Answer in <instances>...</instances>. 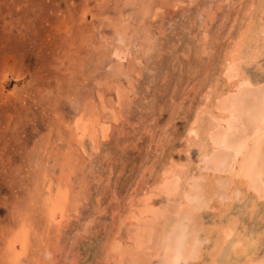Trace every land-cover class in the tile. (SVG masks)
Segmentation results:
<instances>
[{
  "label": "rangeland",
  "instance_id": "374dc122",
  "mask_svg": "<svg viewBox=\"0 0 264 264\" xmlns=\"http://www.w3.org/2000/svg\"><path fill=\"white\" fill-rule=\"evenodd\" d=\"M250 27L257 49L264 0H0V264H234L237 229L263 264L264 160L247 186L211 178L206 202L202 137L189 141L216 103L231 108L229 146L264 136V55L225 62ZM239 66L255 87L228 94ZM222 150L209 163L233 158Z\"/></svg>",
  "mask_w": 264,
  "mask_h": 264
},
{
  "label": "bare ground",
  "instance_id": "6f19581e",
  "mask_svg": "<svg viewBox=\"0 0 264 264\" xmlns=\"http://www.w3.org/2000/svg\"><path fill=\"white\" fill-rule=\"evenodd\" d=\"M261 27V26H260ZM259 27V28H260ZM255 28V27H254ZM254 28H248L247 30L248 31H246L245 33H241V36H240V39H239V41L237 42V44L235 45V47H233V49L231 50V51H229L228 53H227V58L225 59V62H226V64H227V62H234V64L236 65V63L235 62H238V60L239 59H242V58H244L245 60H244V62H240V63H244V64H246V65H251V64H256L258 61V59L261 57V56H263L264 55V45H262V44H264V41H263V43L260 45H258V47H257V49H255L254 47H255V45L254 44H250V43H252V42H254V41H256V39H255V37L253 36L254 34V31H253V29ZM258 28V29H259ZM246 29V28H245ZM255 29H257V28H255ZM264 29V28H263ZM260 30V29H259ZM259 32V31H258ZM262 32H263V30H262ZM255 33H257V32H255ZM245 38V39H244ZM258 40V39H257ZM248 42V43H247ZM256 44H258V42L256 41L255 42ZM243 48H245L244 49V51H243ZM241 55H243L241 58H240V56ZM240 61V60H239ZM259 63V62H258ZM225 67H226V65H224ZM227 66H230V65H227ZM224 68V67H223ZM227 68V67H226ZM235 69V68H234ZM233 69V70H234ZM237 69V68H236ZM225 70V69H224ZM237 70H240V73L238 74V80L237 81H234V82H232L231 84H229L230 82H228L227 83V92L226 93H237V92H239L240 91V89L241 88H243V87H245V88H250V89H253L255 86H253L252 84L253 83H251L250 81H249V79H247L245 76H243V72H241V67L239 66L238 67V69ZM231 72V71H230ZM235 72V71H234ZM238 72V71H237ZM232 73V72H231ZM245 75V74H244ZM236 78H233V80H235ZM230 81V80H229ZM223 92V91H222ZM249 93H250V91H248ZM252 92V91H251ZM223 93H225V92H223ZM226 93H225V95H226ZM257 93V92H256ZM219 94V93H218ZM227 94V95H228ZM251 94V93H250ZM224 94H219V96L218 97H220L221 96V98H222V96H223ZM224 95V96H225ZM253 95H254V93H253ZM264 95V94H263ZM223 96V97H224ZM257 95H255V97H256ZM217 97V98H218ZM253 97V96H252ZM258 97V96H257ZM256 97V98H257ZM260 97H262V95H261V93H260ZM259 97V98H260ZM248 98V97H247ZM250 98V97H249ZM264 98V97H263ZM262 98V99H263ZM220 99V98H219ZM218 99V100H219ZM258 99V98H257ZM257 99H256V101H257ZM217 100V99H216ZM243 100V99H242ZM244 101V100H243ZM246 102V101H245ZM254 102H255V100H254ZM261 102V101H260ZM216 103V102H215ZM262 103V102H261ZM244 104V103H243ZM247 104V103H246ZM257 105H259L258 104V101H257V103H256ZM262 106V105H261ZM208 107V106H207ZM215 107L218 109V113H212V116H215V117H217L216 119L217 120H213V122H211L210 121V123H207V125L205 126V125H202V122H204V120H202L201 119V114L202 113H199L198 112V114H197V118L193 121V126H191V128H190V142H192V141H194L195 139H196V137L198 136V134L202 137V139L200 140V143L201 144H198L197 143V145L198 146H196L197 147V149L199 150V151H197V168H196V172H197V174L196 175H198L200 178H203L204 179V181H207V182H204V183H200L199 184V190H198V192H199V194L201 193L202 195H203V197H201V195H200V197L202 198V199H204V200H206V199H209L208 198V193H210V191H211V185H210V183H211V181H209L211 178H216V179H219V178H221V176L223 175V173H225V174H227V176H230V175H233V174H235V178H237L238 179V185H245V186H247V184L250 182V181H252L253 179L251 178V175H252V173H253V170H255V168L256 167H254V165H255V163L257 162V161H259V160H264V136H262V137H260L259 138V140L258 141H256L257 143L255 144V143H253L254 141H253V139L252 140H250V139H248L247 141L245 140V139H243V138H241V139H243L242 141H239L238 143H235L236 144V146H235V148H233L232 146H229V143H228V139H227V137H228V134H229V132L231 131V129H232V125H231V121H230V119H229V117H230V112H231V108H229V107H225L224 105H222V106H220L219 107V104H217L216 103V105H215ZM244 107V106H243ZM253 107V106H252ZM258 107V106H257ZM263 107V106H262ZM233 109V108H232ZM252 109V108H251ZM255 109V108H254ZM259 109H261V108H259ZM258 108H257V112H258V110H259ZM254 111V110H253ZM260 114H261V112H260ZM262 115V114H261ZM261 115H259V118H260V120H262L261 119ZM253 116V115H252ZM252 116H251V119H252ZM263 117H264V115H263ZM232 118V117H231ZM253 118H256V116L254 115V117ZM258 118V119H259ZM241 119V118H240ZM239 119V120H240ZM256 120V122H252V124H253V128L255 129L252 133H253V138H257L258 137V130L259 129H257V127H258V124H259V122L258 121H260V120ZM242 120V119H241ZM208 120H206L205 122H207ZM238 122V121H237ZM240 122V121H239ZM244 122V121H243ZM245 123V122H244ZM255 123V124H254ZM263 124H264V121L262 122ZM234 124V123H233ZM238 124H240V123H238ZM237 125V124H236ZM241 125V124H240ZM255 125V126H254ZM219 126L221 127H223L222 129H223V133L221 132H217V130L219 129ZM232 126V127H231ZM238 126V125H237ZM251 126V125H250ZM260 126V125H259ZM249 127V126H248ZM238 128H239V126H238ZM243 128V127H242ZM213 131L215 132L214 134H213ZM245 131H247V130H245ZM262 131H263V133H264V130H263V127H262ZM237 132V131H236ZM250 132V133H251ZM250 133H249V135H248V137L250 136ZM237 134V133H236ZM243 135V134H242ZM239 136V135H238ZM229 138V137H228ZM197 139H199V138H197ZM245 140V141H244ZM188 141V140H187ZM196 141V140H195ZM202 141V142H201ZM198 142V141H197ZM234 142V141H233ZM189 143V142H188ZM196 144V143H195ZM234 144V143H233ZM188 145V144H187ZM231 145V144H230ZM189 146H190V144H189ZM195 146V145H194ZM181 147V146H180ZM185 147V146H184ZM197 149H195V150H197ZM221 149H223L224 151L225 150H232V154H233V158H229L230 159V161H228V162H224V163H220V161L219 162H217V163H214V164H211V163H209V161H210V159L212 158V156L215 154V153H217L219 150H221ZM186 150V149H185ZM193 150V149H192ZM222 150V151H223ZM184 151V150H183ZM194 152V151H193ZM192 152V153H193ZM196 153V152H195ZM229 153V152H228ZM230 155V154H229ZM225 156V155H224ZM188 157V156H187ZM217 160V159H216ZM259 170V169H258ZM197 176V177H198ZM223 176H225V175H223ZM186 183H188V181L186 182ZM214 184V183H213ZM186 186L188 187V188H186V192L187 193H189L190 194V191H191V189H194L193 188V186H191V184H186ZM198 186V185H197ZM244 188V187H243ZM257 189H259V187L257 188ZM195 191V190H194ZM195 192H197V191H195ZM213 191H211V193H212ZM241 192H243V191H241V190H239V189H236V188H234V195H233V197H235V196H238V195H240V196H242V193ZM256 192V191H255ZM187 193H184L183 192V194L185 195V203H184V207H183V212L185 213V218H184V221H186V223H190V224H187L188 226L189 225H191V222H192V220H195L196 218V216H195V214H196V208L194 207V205L190 202V200H189V198L186 196V194ZM264 193V192H263ZM197 194V193H196ZM256 195V194H255ZM189 196H191V195H189ZM195 196V195H194ZM197 196H199V195H197ZM212 199V198H211ZM232 199V198H231ZM264 200V195L261 197V196H259V195H256V197H255V201H257V200ZM201 200V199H200ZM255 201H253V202H255ZM183 202V201H182ZM199 202V201H198ZM206 202H207V200H206ZM210 202V201H209ZM252 202V203H253ZM197 203V202H196ZM200 203H201V201H200ZM209 204V203H208ZM208 204H206V205H208ZM209 205H211V203L209 204ZM209 205H208V208H209ZM195 206H196V204H195ZM251 207L252 208H254V205H251ZM181 208V207H180ZM197 208H198V206H197ZM202 208V207H201ZM207 209V208H206ZM209 209H212V208H209ZM179 210V209H178ZM208 210V209H207ZM221 212V211H220ZM225 213V212H224ZM216 216V215H215ZM232 216V215H231ZM204 218V217H203ZM218 218V217H217ZM225 219V218H224ZM223 219V220H224ZM263 219V218H262ZM177 219H175V221H176ZM188 220V221H187ZM180 221V220H179ZM178 221V222H179ZM199 221V220H198ZM259 221V220H258ZM228 222V221H227ZM176 223V222H175ZM184 223V222H183ZM180 224V223H179ZM200 224V223H199ZM230 224H232V223H230ZM260 224V223H259ZM197 225V224H196ZM236 225H237V223H236ZM235 225V226H236ZM188 226H185L186 228L188 227ZM193 226V225H192ZM264 226V225H263ZM177 229H179V227H181V225H177ZM220 227V226H219ZM207 228V227H206ZM205 228V229H206ZM188 229V228H187ZM192 229V228H191ZM230 229H232V228H230ZM237 229V228H236ZM242 229H244V228H242ZM185 230V229H184ZM183 230V231H184ZM190 230V229H189ZM201 230V229H200ZM199 230V231H200ZM234 229H232V231H233ZM238 230V229H237ZM237 230H236V232L234 233V240H232V242H228L229 243V249H230V252H231V254L233 255V257H234V264H249L250 262H252L254 259H255V257L253 256V257H250V256H248L247 255V253H246V250H244L243 249V247H242V244H240V242L239 241H242V239H244V237H245V235H243L242 233H239V232H237ZM262 230V229H261ZM177 231H179V230H177ZM196 232H197V229L195 230ZM186 232V231H185ZM189 232V231H188ZM180 233H182V231L180 232ZM192 233V232H191ZM225 233H227V232H225ZM224 233V234H225ZM257 233V232H256ZM185 234V233H184ZM183 233L181 234V235H184ZM220 234V233H219ZM218 234V236L220 237V235ZM179 235V236H178ZM226 235V234H225ZM258 235V234H257ZM176 236H178V237H182V236H180V234H177L176 233ZM175 236V237H176ZM205 236V235H204ZM254 236V235H253ZM256 236V235H255ZM183 237H185V236H183ZM182 237V238H183ZM261 237H263V241H264V233H263V236H261ZM185 238H187V237H185ZM185 238L184 239H180L179 241H180V243H181V240H184L185 241ZM205 238V237H204ZM242 238V239H241ZM177 239V238H176ZM193 239V238H192ZM258 239V238H257ZM256 239V240H257ZM198 239H196V241H197ZM226 240V239H225ZM256 240H255V242L253 241V240H250V246H252V247H255V245H256ZM174 241V240H173ZM186 241H187V239H186ZM203 241H205V239H203ZM245 241V240H244ZM244 241L242 242V243H244ZM176 242H178V239H177V241ZM226 242V241H225ZM174 244H175V242H173ZM179 243V244H180ZM264 243V242H263ZM177 244V243H176ZM262 244V242L259 244V245H261ZM178 245V244H177ZM181 245V244H180ZM185 245H187V244H185ZM195 245V244H194ZM245 245V244H244ZM184 246V245H183ZM183 246H181L180 248H183ZM189 246V245H188ZM223 246H226V245H224V241H223V239H219L216 243H215V245H214V248H215V250H213L214 251V253H220L221 252V254H222V252H223ZM228 246V245H227ZM249 246V247H250ZM190 247V246H189ZM194 247V246H193ZM212 247H213V245H212ZM263 247H264V244H263ZM189 250H190V248H188ZM253 249V248H252ZM188 251V250H187ZM212 251V252H213ZM183 252V251H182ZM250 252V251H249ZM258 252V251H257ZM190 253V252H189ZM210 253V252H209ZM220 254V255H221ZM211 255V254H210ZM216 255V254H215ZM214 254H213V257H211L212 259H211V263L210 264H214V263H216V260L214 259V256H215ZM230 255V254H229ZM253 255V254H252ZM255 255V254H254ZM263 255V254H262ZM218 256V255H217ZM256 256H258V255H256ZM262 257H264V255L262 256ZM222 258H223V256H222ZM224 258H227V257H224ZM254 258V259H253ZM258 258H260V257H257V259ZM230 260V259H229ZM243 260V261H242ZM264 260V259H263ZM259 261H261L262 262V259L260 258L259 259ZM230 262H231V260H230ZM200 264H201V262H199ZM203 263V262H202ZM260 263V262H259ZM225 264V263H224ZM264 264V263H263Z\"/></svg>",
  "mask_w": 264,
  "mask_h": 264
}]
</instances>
